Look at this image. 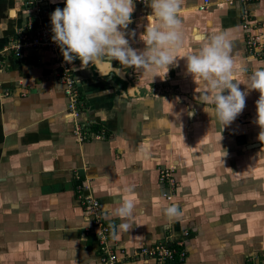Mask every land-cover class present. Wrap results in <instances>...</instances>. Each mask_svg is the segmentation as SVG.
<instances>
[{"label": "crops", "instance_id": "obj_1", "mask_svg": "<svg viewBox=\"0 0 264 264\" xmlns=\"http://www.w3.org/2000/svg\"><path fill=\"white\" fill-rule=\"evenodd\" d=\"M202 1L184 0L179 13L184 43L167 73L146 74L110 60L125 78L100 77L75 59L74 77L84 100L77 119L66 113L49 50L25 60L7 58L0 72L2 88L10 91L0 99V264H99L90 216L77 199L76 174L83 193L100 202L109 225L130 226L128 232L111 233V242L129 255L116 264H154L132 255L184 231L186 256L172 264H264V141L255 123L259 92L252 90L243 112L223 128L180 58L211 35L230 30L236 80L244 82L246 69L263 60L245 48L242 15L251 16L264 45V0H209L198 11ZM134 4L126 38L143 50L140 36L155 19L148 21L149 0ZM57 7L64 4L48 5L43 25L52 27L50 14ZM26 14L23 0H0V48ZM240 88L247 91L244 84ZM76 122L107 134L79 141ZM165 166L174 167L178 181L170 201L158 182V168ZM119 199L135 205L126 220L114 213L112 203ZM173 204L179 214L170 219L165 210Z\"/></svg>", "mask_w": 264, "mask_h": 264}, {"label": "clouds", "instance_id": "obj_2", "mask_svg": "<svg viewBox=\"0 0 264 264\" xmlns=\"http://www.w3.org/2000/svg\"><path fill=\"white\" fill-rule=\"evenodd\" d=\"M63 9L57 7L50 14L52 41L57 44L66 62L79 59L82 67L105 58L116 60L125 67L142 69L146 74L167 69L177 61L176 53L183 47L184 32L179 13L184 0H149L152 10L140 39L145 48H132L126 38V30L132 23L134 0H64ZM135 35V32L128 33ZM230 30L211 35L194 52L183 57L186 72L203 90L202 101L213 105L222 127L230 125L243 112L246 97L252 91L259 92L256 103L255 123L260 127L258 139L264 141V61L257 62L249 70L244 82L236 80V60L231 55ZM155 75H153V78ZM240 84L246 86L242 91ZM117 217L126 220L134 211L131 200H115ZM165 214L173 218L179 214L178 206L166 208ZM125 232L127 223L112 225Z\"/></svg>", "mask_w": 264, "mask_h": 264}, {"label": "built area", "instance_id": "obj_3", "mask_svg": "<svg viewBox=\"0 0 264 264\" xmlns=\"http://www.w3.org/2000/svg\"><path fill=\"white\" fill-rule=\"evenodd\" d=\"M209 0H203L197 4L196 9L203 11L207 8ZM138 5H146L147 0H134ZM24 10L27 11L25 23L18 27L16 33L8 43L0 48V72L5 68L10 56L25 60L39 50H49L56 63L54 75L57 81L62 85L66 96V113L72 118L77 119L82 113L84 100L81 97L79 85L74 77L76 70L72 63L66 62L60 51V48L52 41L53 33L51 26L43 25L42 21L48 16V0H23ZM246 11L242 15V27L245 29L244 38L247 52L264 61V45L261 41V33L255 28L256 24H251ZM249 29H255L254 32ZM10 91L2 88L0 84V99L9 96ZM74 133L79 141H83L87 136L92 138H104L105 129L93 131L90 125L76 122ZM77 199L83 206L85 213L90 216L89 229L95 234L99 246V264H116L124 259H129L125 250L118 248L111 242V233L113 228L105 220V212L101 209L98 199L87 196L83 193L85 189L80 175L76 174ZM158 182L161 185V195L170 201L174 198L178 181L175 176L174 167L165 166L158 168ZM186 231L178 237L172 238L166 236L152 245H143L136 249L132 255L138 259H149L154 264H172L176 261H182L186 256L185 237Z\"/></svg>", "mask_w": 264, "mask_h": 264}, {"label": "water", "instance_id": "obj_4", "mask_svg": "<svg viewBox=\"0 0 264 264\" xmlns=\"http://www.w3.org/2000/svg\"><path fill=\"white\" fill-rule=\"evenodd\" d=\"M64 4V1H59V0H48V5L49 8H51L53 5L55 4ZM51 10V9H50ZM110 60L105 59V58H101V59H97L94 62H90L88 65L90 67H94L96 70V73L100 76V77H112L113 75H121V77L125 78L124 76V72L123 69L121 67H114L112 65L111 62H109ZM130 89H133V86L129 85L128 86Z\"/></svg>", "mask_w": 264, "mask_h": 264}, {"label": "rangeland", "instance_id": "obj_5", "mask_svg": "<svg viewBox=\"0 0 264 264\" xmlns=\"http://www.w3.org/2000/svg\"><path fill=\"white\" fill-rule=\"evenodd\" d=\"M148 1V0H147ZM255 1H258V0H241V2H243L244 4H248V3H252V2H255ZM244 4H243V6H244ZM142 6V5H141ZM133 16V15H132ZM248 18L251 20V16H249L248 15ZM260 33H262L261 32V30L259 31ZM245 44V43H244ZM132 78H134V77H131V79ZM132 80H134V79H132Z\"/></svg>", "mask_w": 264, "mask_h": 264}, {"label": "trees", "instance_id": "obj_6", "mask_svg": "<svg viewBox=\"0 0 264 264\" xmlns=\"http://www.w3.org/2000/svg\"><path fill=\"white\" fill-rule=\"evenodd\" d=\"M93 129H94V130H99L100 128H98V126L95 125V126H93Z\"/></svg>", "mask_w": 264, "mask_h": 264}]
</instances>
